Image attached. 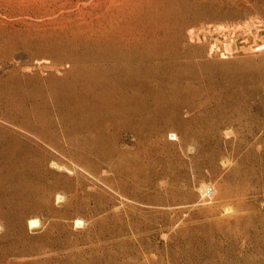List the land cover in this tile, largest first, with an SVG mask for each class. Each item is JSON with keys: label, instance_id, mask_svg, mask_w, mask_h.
Wrapping results in <instances>:
<instances>
[{"label": "rangeland", "instance_id": "obj_1", "mask_svg": "<svg viewBox=\"0 0 264 264\" xmlns=\"http://www.w3.org/2000/svg\"><path fill=\"white\" fill-rule=\"evenodd\" d=\"M0 264H264V0H0Z\"/></svg>", "mask_w": 264, "mask_h": 264}, {"label": "bare ground", "instance_id": "obj_2", "mask_svg": "<svg viewBox=\"0 0 264 264\" xmlns=\"http://www.w3.org/2000/svg\"><path fill=\"white\" fill-rule=\"evenodd\" d=\"M101 97H102V96H101ZM101 97H100V98H101ZM76 98H77V97H76ZM104 99H105V98H104ZM81 100H82V99H81ZM98 100H99V99H98ZM100 100H101V99H100ZM113 100H114V98H113ZM104 101H105V100H104ZM77 102H78V100H77ZM82 102H83V101H82ZM90 102H91V101H90ZM94 103H95V101H94ZM96 103H97V102H96ZM96 103H95V106L98 105V104H96ZM86 104H87V103H86ZM90 104H91V103H90ZM92 104H93V103H92ZM115 104H116V103H115ZM117 104H118V103H117ZM77 105H78V104H77ZM88 105H89V104H88ZM88 105H86V106H88ZM108 105H109V104H108ZM118 105H119V104H118ZM78 106H79V105H78ZM89 106H90V105H89ZM92 106H93V105H92ZM99 106H100V105H99ZM99 106H98V107H99ZM105 106H107V105H105ZM80 107H81V106H80ZM112 107H113V106H112ZM117 107H118V106H117ZM119 107H121V105H120ZM96 108H97V107H96ZM101 108H102V106H101ZM84 109H85V108H84ZM104 109H105V108H103V110H104ZM121 109H122V108H121ZM88 110L90 111L89 108H88ZM92 110H93V109H92ZM118 110H119V108H118ZM93 111L95 112V109H94ZM93 111H92V113H93ZM87 112H88V111H87ZM87 112H86V113H87ZM96 112H97V111H96ZM111 112H112V111H111ZM118 112H119V111H118ZM81 113H82V112H81ZM88 113H89V112H88ZM92 113H91V114H92ZM107 113H108V112H106V113H104V114L107 115ZM82 114H83V113H82ZM111 114H112V113H110V115H111ZM87 115H88V114H87ZM108 115H109V114H108ZM84 116L86 117V114H85ZM89 116H90V115H89ZM103 116H104V115H103ZM86 118H87V117H86ZM86 118H85V119H86ZM90 118H91V116H90ZM93 118H94V117H93ZM103 118H104V117H103ZM106 118H107V117H106ZM106 118H104L103 120H105ZM85 119H84V120H85ZM87 119H88V118H87ZM98 119H99V117H98ZM92 120H94V119H92ZM94 121H95V120H94ZM96 121H97V119H96ZM87 122H88V121H87ZM84 124H85V123H84ZM35 222H36V219L32 221V223H35ZM37 222H38V221H37ZM32 225H33V224H32Z\"/></svg>", "mask_w": 264, "mask_h": 264}]
</instances>
